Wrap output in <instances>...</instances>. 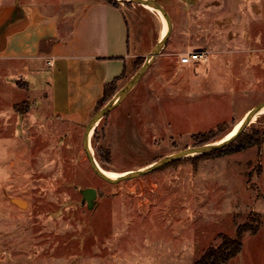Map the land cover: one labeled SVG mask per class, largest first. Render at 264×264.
Returning a JSON list of instances; mask_svg holds the SVG:
<instances>
[{
	"label": "rangeland",
	"instance_id": "374dc122",
	"mask_svg": "<svg viewBox=\"0 0 264 264\" xmlns=\"http://www.w3.org/2000/svg\"><path fill=\"white\" fill-rule=\"evenodd\" d=\"M255 5L256 19L263 20L264 0ZM238 9L235 0H210L186 15V25L178 15L172 43L91 133V149L105 170L123 174L216 142L264 101V43L237 35L247 30L239 20L253 18L247 7L245 16ZM129 21L134 41L137 29ZM143 21L146 54L117 80V90L150 52L153 25L148 17ZM260 25L256 32L264 31ZM193 50H205L207 58L180 65ZM3 71L0 264H193L223 235L235 237L237 225L253 213L261 215L258 231L245 233L243 249L222 264H264V142L196 162L187 158L198 154L186 156L110 183L89 164L86 123L53 116L39 87ZM255 130H264V109L243 132ZM208 131L209 140L198 144L195 136ZM87 188L95 190L92 199L84 195Z\"/></svg>",
	"mask_w": 264,
	"mask_h": 264
},
{
	"label": "crops",
	"instance_id": "0c3cea01",
	"mask_svg": "<svg viewBox=\"0 0 264 264\" xmlns=\"http://www.w3.org/2000/svg\"><path fill=\"white\" fill-rule=\"evenodd\" d=\"M156 1L172 21L170 45L178 15L185 17L186 25V15L201 10L210 0ZM235 4L242 16L243 7H247L248 16L253 17L239 20L236 25L247 26V30L237 35L250 44L264 43V31L255 30L259 23L264 26V19H256L255 0H235ZM159 15L139 3L115 6L107 0H0V67L3 74L23 79L29 88L39 87L53 116L81 125L94 113L105 83L128 74L135 58L145 56L141 49L143 19L148 17L153 25L151 48L162 36L165 23ZM129 17L137 29L134 41Z\"/></svg>",
	"mask_w": 264,
	"mask_h": 264
},
{
	"label": "water",
	"instance_id": "95a60500",
	"mask_svg": "<svg viewBox=\"0 0 264 264\" xmlns=\"http://www.w3.org/2000/svg\"><path fill=\"white\" fill-rule=\"evenodd\" d=\"M119 1H125V0H119ZM126 1H131L132 3L144 4L159 12L166 22V30L164 34L154 43L150 52L147 54L144 62L131 75V77L117 90L114 96L106 104H104L101 108H99L92 114V116L90 117V119L88 120V122L84 127L82 144L87 159L89 161V164L92 170L98 176H100L102 179L110 183H117L122 180H127L138 177L140 175L147 174L172 161L178 160L186 156L196 155L221 148L229 144L230 142L234 141L247 126L249 120L253 117V115L258 111H260L262 108H264V101L251 106L249 109L245 111L244 115L240 119V122L238 126L235 128V130L231 134H227L226 136H224L223 138H221L216 142H210V143L188 147L183 150L163 156L144 167L130 170L123 174L110 175L108 171L105 170L99 164L95 155L93 154L90 143L91 133L95 125L98 123V121L101 118H103L107 113H109L110 110L119 102V100L122 97H124L131 90V88L142 78L146 70L150 67L152 62L155 60L156 56L159 54L161 49L167 43V40L172 31L171 18L167 13V11L165 10V8L158 1L156 0H126ZM84 195L86 196L87 199H92L95 196V190L93 188H87L84 190Z\"/></svg>",
	"mask_w": 264,
	"mask_h": 264
},
{
	"label": "trees",
	"instance_id": "16d2710c",
	"mask_svg": "<svg viewBox=\"0 0 264 264\" xmlns=\"http://www.w3.org/2000/svg\"><path fill=\"white\" fill-rule=\"evenodd\" d=\"M107 1L115 6H119L121 2L124 3L125 5L132 4L131 1H126V0L125 1L107 0ZM124 75L125 74L122 73L118 77L105 83L103 94L101 98L97 101L94 112L108 102V100L117 90V84H116L117 80L121 79ZM219 128H221V126H219L218 129ZM211 133L212 131H208L203 134L196 135L195 138L198 141V144L207 142L209 140V136ZM263 142H264V130L262 131L255 130L252 133H244L242 131L238 135V137L234 141L230 142L229 144L221 148L209 151V152L200 153L196 156H193L187 159H190L196 162L206 157H217V156L233 153L236 151H240L251 145L260 146ZM178 161L179 160H175L170 163H177ZM260 220H261V215L259 213L258 214L253 213L252 216H249V218L245 222L237 225L235 237H229V236L223 235L222 242L217 247H209L208 249H206L203 252V254L194 261L193 264L227 263L230 259L235 257L242 250L243 248L242 238L244 234L247 232L255 233L258 231L260 227Z\"/></svg>",
	"mask_w": 264,
	"mask_h": 264
},
{
	"label": "built area",
	"instance_id": "2783aa9c",
	"mask_svg": "<svg viewBox=\"0 0 264 264\" xmlns=\"http://www.w3.org/2000/svg\"><path fill=\"white\" fill-rule=\"evenodd\" d=\"M207 58V53L204 50H193L183 54L180 57V61L183 63L198 62L205 60Z\"/></svg>",
	"mask_w": 264,
	"mask_h": 264
},
{
	"label": "bare ground",
	"instance_id": "6f19581e",
	"mask_svg": "<svg viewBox=\"0 0 264 264\" xmlns=\"http://www.w3.org/2000/svg\"><path fill=\"white\" fill-rule=\"evenodd\" d=\"M158 13H159V12H158ZM159 14H160V13H159ZM160 15H161V14H160ZM161 17H162V16H161ZM162 18H163V17H162ZM163 21H164V23H165V30H166V22H165L164 18H163ZM165 30H164V32H165ZM163 34H164V33H163ZM163 34H162V35H163ZM262 109H264V108H262ZM262 109H261V110H262ZM239 122H240V121H239ZM239 122H238V124H239ZM238 124L236 125V127L238 126ZM236 127H235V128H236ZM235 128H234L229 134H231V133L235 130ZM108 173H109V172H108ZM109 174H110V175H117V174H112V173H109Z\"/></svg>",
	"mask_w": 264,
	"mask_h": 264
}]
</instances>
